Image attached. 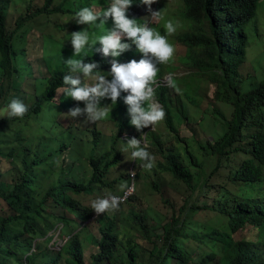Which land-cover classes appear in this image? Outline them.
Listing matches in <instances>:
<instances>
[{
  "label": "trees",
  "instance_id": "1",
  "mask_svg": "<svg viewBox=\"0 0 264 264\" xmlns=\"http://www.w3.org/2000/svg\"><path fill=\"white\" fill-rule=\"evenodd\" d=\"M55 1L44 0V4L35 11L19 16L14 28L10 29L7 14L11 0H0V107H4L13 96H21L29 106V111L22 118H0V157L12 160L11 173L14 174L11 181L3 180L0 169V198L10 209L9 214H0V264H85V241L77 232L71 234L66 229H71L77 221L81 225L93 211L76 196L89 195L95 188L97 191L119 155L113 156L112 162L107 161L114 154V148H104L107 141H104L103 152L99 155L100 130H91L88 139L81 136L77 122L83 115L69 119L67 124L61 121L64 110L83 107V102L67 97L64 92L56 100L57 90L68 87L63 83L64 76L69 75L68 59L95 62L98 68L94 71L110 80L113 59L127 63L146 58L131 40L123 41L130 46L116 58L104 56L98 42L86 46L76 55L66 37L56 38L54 33H50L44 37L43 59L47 75L40 78V87L32 92L24 91L23 83L32 75V67L25 58V38L35 20L40 16L70 13L73 17L67 31L70 39L72 32L86 28L75 22V14L80 8L101 4L99 13L102 14L107 7L104 5L109 3V0H63L55 6ZM135 2L141 4L140 0H133ZM181 2L178 16L183 31L175 35V40L187 50L179 61L191 73L172 78L171 84L165 85L160 81L163 67L159 65L152 84L154 97L165 110L164 118L176 134L177 126L188 122L190 113L196 110L198 92L194 85L199 79L214 86L215 102L231 106V116L223 118V134L216 137L213 133V140L189 142L183 139V142L178 140L179 146L164 149L154 132L147 133L163 156L164 161L158 165L160 171L169 173L190 196L181 204L164 202L169 212L157 230L150 231L148 220L134 208L136 195L120 203L111 213L96 214L101 236L98 241L91 237L98 251L91 255L90 264H264V64L259 60L254 74L242 73L247 49L250 45L259 44L256 43L259 39L257 20L262 0ZM155 10H160V4ZM129 15L141 23L146 22L130 12ZM59 26L64 27L62 24ZM111 27L109 19L103 24L97 22L88 31L93 37H98ZM153 28L161 31L157 26ZM171 90L180 94L171 98ZM127 94L122 90L113 103L118 127V132L109 138L113 145L127 129L137 130L130 124L128 106L124 103ZM106 100L101 98L100 104ZM68 141L71 143H66ZM68 147L70 160L77 166L72 163L59 171L55 159L62 149ZM239 154L245 159L229 172L228 183L232 190L222 186L213 188L209 180ZM211 158L215 160L210 165ZM100 167L105 170L100 171ZM207 167L212 169L209 174L206 173ZM55 170L59 173L52 182ZM127 177L130 182V176ZM37 187L42 189V197L35 204L33 199ZM155 189H158L157 184ZM212 190L214 197L208 202ZM194 194V200L190 201ZM200 212L214 213L215 216L205 222L194 221L193 217ZM119 221L125 223L134 236L146 239L150 249L141 250L138 244L132 245L131 240L128 243L119 238ZM57 224H62V231H67L69 236L63 238L56 250L52 246L40 249L41 244L37 240L51 241L52 235L48 233L53 232ZM245 227L254 231L253 238L235 240L234 235ZM63 235L60 230L59 236ZM190 241L197 243L196 252L189 246ZM201 248L208 251L199 253ZM39 257H43L41 262Z\"/></svg>",
  "mask_w": 264,
  "mask_h": 264
},
{
  "label": "rangeland",
  "instance_id": "2",
  "mask_svg": "<svg viewBox=\"0 0 264 264\" xmlns=\"http://www.w3.org/2000/svg\"><path fill=\"white\" fill-rule=\"evenodd\" d=\"M63 0H56L55 6H58L62 3ZM44 4V0H11L8 8V25L10 29H13L15 26V22L17 18L21 15H25L29 12L35 11L37 8L41 7ZM157 4H160V10L156 11L155 7ZM181 0H155V2L151 5L152 11H156L155 15H150V13L146 10L143 4H138L137 2L133 3L129 9V12L146 20L149 26L154 27L157 26L161 28V33L168 35L169 42L174 45V54L172 58L166 63H161V67H163V75L160 77V81L162 83L171 84L172 78H181L191 71L184 65L181 64L179 58L184 57L187 54V50L184 46H182L179 42L175 40V35H179L183 30L180 27L182 26V22L178 16V13L181 10ZM108 6V5H104ZM89 7L93 8L94 11L100 12L102 9L101 4H91ZM171 20L173 24L176 26V31L172 34H167V30L165 28V24ZM258 29H259V39L256 43L259 44L250 45L247 49V55L245 58L244 64H242V73H255V69L258 65V61L261 60L262 64H264V0H262L261 9L258 12ZM73 23V17H71L70 13H57L51 16H40L33 23L32 29L28 32L25 38V48H26V60L30 63L32 67V75L28 76L23 83L24 91L32 92L34 89L41 86L40 78H43L47 75V70L44 63V37L49 35L50 33H54L57 37L61 36L66 37V41H70L67 36V31ZM64 25L59 26V25ZM87 29H92L93 26L89 27L84 25ZM123 42V41H122ZM146 58H148L146 56ZM158 65V66H159ZM85 82H90L87 78L83 77V74L77 75ZM183 86V84L181 85ZM196 91L198 92L197 99V107L196 110L192 111L189 116L188 122H183L177 126L178 134L174 133L170 126L168 125L165 118L153 125L149 126L143 130H126L121 139L113 145L110 136L114 132H118L117 125L115 124V108L112 101L107 98V100L101 105L102 107L108 108V117L103 120L96 121L94 123L85 122V117L82 116L81 120L77 122L78 131H82V135L84 138L88 139L90 135V131L96 128L101 131L100 141L101 143L98 146L99 155L103 152V144L104 141H107L104 144L105 149L114 148V154L108 157L107 161L112 162L113 156L119 155L116 163L111 164L109 171L104 176V182H102L101 187L99 189L95 188V191L89 195H79L76 196L84 205L90 206L92 201L101 195L113 194L116 192H123L121 190V184H126L127 187L134 184V193L132 195L137 196V200L135 202L134 208H136L137 212H140L143 219L148 220L149 230L152 229L157 230L160 229V225L163 224V221L166 220L167 214L169 212L167 205L164 202L169 201V203L181 204L184 198H188L190 194L187 189L183 185L176 184V181L173 180L172 176L167 172L160 171V167L158 165L162 163L163 156L157 151V149L151 143V139L148 137L147 133L149 131L154 132L156 136V140H159L164 149L170 148L171 146H179L178 140L183 142V139L188 140L189 142L197 141V140H213L212 135L216 133L215 136L218 137L222 135L223 129V118L229 119L232 113L231 106L223 103H216L214 99V86L206 80H198V82L194 85ZM7 89L9 86L7 84ZM64 88H60L57 90L56 100H58L63 92ZM180 94V92L176 90H171L169 92V97H176ZM21 97V96H18ZM201 97V98H200ZM154 102L158 103L161 106L160 102L156 97H154ZM7 104V103H6ZM162 107V106H161ZM217 118H215V113ZM69 111L64 110L60 116V119L65 124L68 123L69 119L73 118L68 115ZM176 123V121H174ZM30 132L31 128H27ZM26 137L29 136L25 135ZM140 139L144 145L147 146L148 150L154 157L153 159V167L151 169L144 168V162L134 159L131 156V152L133 149L127 146V141L130 138ZM63 140L60 141L62 143ZM70 144L71 142H66ZM102 146V148H101ZM181 149V148H180ZM69 147L66 149H62L59 156L55 159L57 169L61 167H66L73 162L69 157ZM204 159V158H202ZM245 159V156L242 154L236 155L233 157L232 161H228L225 163V167L216 175L214 178L209 180V184L215 188L216 186H222L228 190H232L231 184H229V172L231 169H236L241 162ZM213 158L209 159V164H214ZM11 159L1 156L0 157V169L3 174L2 179L6 181L12 180V163ZM73 165L76 167L77 163ZM105 169L100 167V171H104ZM211 167L206 168V173L209 174L211 172ZM54 171L52 182L57 178L58 171ZM14 175V174H13ZM127 175L130 176V182ZM122 179V180H121ZM204 181L202 182V184ZM155 184L158 185V189H155ZM126 187V188H127ZM125 188V189H126ZM42 189L37 187L36 197L33 199L34 203L37 204L42 197L41 195ZM196 194V193H195ZM195 194L190 199V201L194 200ZM210 199L214 197L213 190L209 194ZM112 209L107 210L108 213H111ZM10 209L7 204L0 198V214H9ZM106 212V213H107ZM102 215V214H100ZM96 214L93 211L92 216L81 223L79 225V221L73 224V227L67 228L66 230L73 234L75 232L78 233L79 238L85 241L84 248V263L90 264L91 258L93 254L98 251V247L96 244L92 242V238L98 239L100 238V231L98 230L99 222L95 218ZM215 216L214 213L210 212H200L193 217L194 221L205 222L211 220ZM122 221L118 222L117 232L119 234V238H122L125 242L129 243L131 240L132 245L138 244L142 249L149 250L151 245L150 243L144 239L142 236H138L131 232L129 227L124 225ZM62 225V224H61ZM57 224L55 226V230L50 231L48 235H52L51 241H45L43 239L37 240L40 242L41 248L52 246V249L56 250L59 247V244L63 241V238L66 239L69 234L67 231H62V226ZM61 230V234L63 236H59V232ZM254 235V231L250 227H245L241 231L237 232L234 235L235 240H248L252 239ZM62 239V240H60ZM189 246L192 250L196 252L197 243L194 241L189 242ZM39 249V250H40ZM204 250L208 251L205 248H201L200 252ZM52 252H50L51 254ZM146 255L148 253H145ZM43 257H39L38 261L41 262ZM13 264H18L13 262Z\"/></svg>",
  "mask_w": 264,
  "mask_h": 264
},
{
  "label": "clouds",
  "instance_id": "3",
  "mask_svg": "<svg viewBox=\"0 0 264 264\" xmlns=\"http://www.w3.org/2000/svg\"><path fill=\"white\" fill-rule=\"evenodd\" d=\"M154 2L155 0H140L150 15L156 14V11L151 9ZM132 4L133 0H109L102 14L87 6L76 12L77 24L91 27L97 22L103 24L110 19L112 27L98 37H93L87 28L72 32L69 40L74 54L79 55L86 46L98 42L104 56L110 55L116 58L130 46L129 43L122 41L131 40L142 57L148 58H141L139 61L131 60L127 63H120L113 59L110 80L98 71H94L98 68L97 63H84L76 58L68 59L66 65L69 75L63 78L64 85L68 87L63 89V92L67 97L83 102V107L72 108L68 113L69 116L76 118L83 115L87 123L103 120L108 117L109 110L101 106V98H109L112 103H115L121 91L126 90L128 94L124 97V103L128 106L130 124L137 130L152 127L164 119L165 110L154 102L155 92L152 84L157 76L158 65L172 58L175 51L174 45L169 42L168 35L162 34L146 22L141 23L131 17L129 9ZM165 28L167 34L176 31V26L171 20L165 24ZM75 73H82L83 77L90 82L82 83L81 78L74 75ZM28 111V104L22 98L13 96L4 107H0V118H22ZM127 146L133 149L131 156L134 159L144 162V168L153 167L154 157L140 139L130 138ZM120 187L124 191L127 185L121 184ZM122 193L97 196L91 203V210L100 215L109 209L117 208L122 199L119 195Z\"/></svg>",
  "mask_w": 264,
  "mask_h": 264
},
{
  "label": "built area",
  "instance_id": "4",
  "mask_svg": "<svg viewBox=\"0 0 264 264\" xmlns=\"http://www.w3.org/2000/svg\"><path fill=\"white\" fill-rule=\"evenodd\" d=\"M123 193H124V196H122V194L119 195L122 197L120 203L125 202V198H129L134 193V184L126 188Z\"/></svg>",
  "mask_w": 264,
  "mask_h": 264
},
{
  "label": "bare ground",
  "instance_id": "5",
  "mask_svg": "<svg viewBox=\"0 0 264 264\" xmlns=\"http://www.w3.org/2000/svg\"><path fill=\"white\" fill-rule=\"evenodd\" d=\"M124 192V191H123ZM122 196H124V193H122ZM128 198H125V201L127 200Z\"/></svg>",
  "mask_w": 264,
  "mask_h": 264
}]
</instances>
